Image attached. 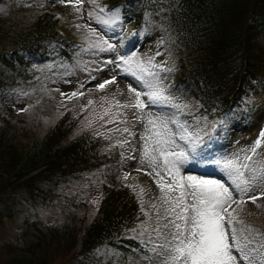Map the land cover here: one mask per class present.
Wrapping results in <instances>:
<instances>
[{"label": "trees", "instance_id": "trees-1", "mask_svg": "<svg viewBox=\"0 0 264 264\" xmlns=\"http://www.w3.org/2000/svg\"><path fill=\"white\" fill-rule=\"evenodd\" d=\"M15 2L0 0V6L10 11L9 16H0V224L23 207L52 204L58 200L60 185L90 175L99 176L102 200L95 217L83 228L86 214L77 217L68 213L54 230L34 215V222L25 218V232L33 235L32 241L13 249L5 264H50L53 254L67 258L62 264H148L142 246L121 238L123 231L135 227L141 199L123 180L119 145L112 137L88 130L73 134L78 118L67 111L39 134L41 140L34 142L35 137L30 136L24 143L17 137V125L24 123L19 114L14 119L1 117L3 105L12 113L10 102L20 90L34 85L35 67L53 65L51 77L56 79L73 72L71 66L79 58L87 59L94 53L70 44L61 34L66 5L60 0H30V7H15ZM50 3L57 12L48 11ZM97 3L109 11L119 10L117 28L126 51L140 50L139 45L136 48L140 40L145 45L159 41L163 52L160 65L172 69L160 72L166 77L163 83L199 119H206L212 127L213 122L238 108L251 121L247 100L264 90V47L258 42L264 30V0ZM8 17L11 20L6 23ZM103 31L107 40L113 38L112 30ZM47 83L40 81L44 99ZM124 115L122 111V118Z\"/></svg>", "mask_w": 264, "mask_h": 264}, {"label": "snow or ice", "instance_id": "snow-or-ice-1", "mask_svg": "<svg viewBox=\"0 0 264 264\" xmlns=\"http://www.w3.org/2000/svg\"><path fill=\"white\" fill-rule=\"evenodd\" d=\"M60 2L71 4L73 0ZM88 2L93 8V11L87 13L88 20L99 25L101 29L112 28L120 21L119 10H106L97 0ZM74 3L83 6V0H74ZM79 10L78 8L77 11ZM88 37H95L94 41L89 40L90 49L95 48L100 52L116 50L95 28H89ZM103 64L114 65L110 71L116 74L99 83L98 89L103 90L106 85L115 83L117 75L130 77L139 85L138 88L131 82L128 83V93L134 99L131 105L124 104L120 107L134 108L136 121L143 125V131L138 137V141L143 142L139 146V163L147 164L150 171L145 174L153 178L159 190L154 197L156 202L151 203L154 214L151 231L162 241L158 245V255L163 258V264L264 262V232L248 226L241 218L248 202L257 209L262 207L257 202L264 198V151L257 153V149L264 144V128L242 157L213 160L204 154L201 133L190 132L191 125L180 119L188 105L175 102L173 95L168 92V87L163 83L166 77H161L160 72H171V68L157 65L153 59L142 61L134 53L118 55L115 59L103 61ZM98 70L103 71V68ZM78 94L82 95L78 92L61 95H67L71 99ZM87 103L91 105L93 101L88 100ZM153 107H171L176 111L153 112ZM108 114L109 110L105 109L100 119L103 120ZM194 119L199 121V118ZM113 122L112 118L106 121ZM90 124L91 121L89 126ZM115 130L135 136L127 126ZM123 143L130 144V141L126 139ZM257 155L261 160L254 164L253 159ZM212 163L224 173L228 184L218 179L189 174L197 164ZM189 165L191 167L187 168ZM186 168V172L182 171ZM127 178L125 174L124 179ZM141 212L149 216L144 210L142 200ZM140 228V235L148 231L144 224H141ZM152 250L155 252L156 247Z\"/></svg>", "mask_w": 264, "mask_h": 264}, {"label": "rangeland", "instance_id": "rangeland-1", "mask_svg": "<svg viewBox=\"0 0 264 264\" xmlns=\"http://www.w3.org/2000/svg\"><path fill=\"white\" fill-rule=\"evenodd\" d=\"M30 0H17L15 2V7L26 6L30 7ZM41 3L45 0H39ZM66 5L64 3H60ZM72 11L73 23L69 24L66 22L65 27L71 31L72 37H78L82 31H88L89 28H95L97 32L104 36V31L96 23L89 21L87 13L93 11L92 6L89 4L88 0H83V6L76 5L74 3L67 4ZM23 8V7H22ZM80 9L77 11V9ZM55 10L52 4H49V10ZM9 8L0 6V16L2 18L9 16ZM11 20L8 17L7 22ZM79 25L80 27H77ZM112 35H116L117 24L112 28ZM65 36L69 32H63ZM88 34L83 33L82 37ZM70 37V34L67 38ZM86 42L89 40L94 41L95 37L85 38ZM115 47V51H104L100 52L93 48V55L89 56L87 59L79 58L75 66H71L73 72L70 74H63L62 76H57L56 79L52 76L51 72L54 70L53 65H46L44 67H35L37 74L34 76V85L28 87L26 90H20L11 102L10 106L13 108L14 113H8L5 110L6 106L1 107V117L8 116L12 119L15 118L17 114L24 121L17 125L18 133L17 137L24 143H28V138L34 136V142L41 140L43 137L40 136L45 133L53 124H55L67 111L71 117L78 118L76 126L73 129V134H80L88 130L94 135H100L102 137H112L114 143L119 145V164L124 167L125 174L128 169L141 168V173H146L150 171L147 164L141 165L139 163L140 154L136 160L133 161V143L130 140V144L123 143L124 140H129L127 133H121L116 131L117 128H124L125 125L121 123L129 115L128 108L133 114L136 110L129 107H120V105L128 104L131 105L134 97L130 96L128 93V83L131 82L134 86L139 88L134 80L130 77H125L122 75H117L115 83L106 85L103 90L98 89L97 85L102 83L105 79H110L112 75L116 74L110 69L114 68V65L109 64L105 66L103 61L108 59H115L118 55H127L134 53L142 61H147L148 59H153L154 63L157 65L162 64L163 52H161V44L158 40L148 44L144 50L140 52H128L124 47V42L121 41V37L117 36L114 39L108 40ZM258 42L264 47V30L262 31ZM159 53V55H158ZM103 68V71L98 69ZM95 77V79H92ZM39 79V80H37ZM40 81H49L51 91L46 93L47 98L44 99L43 93L40 90ZM83 85V87H81ZM108 89V90H107ZM32 91L31 94L27 93ZM34 92L38 93L37 96ZM72 92L82 93V95L77 98L78 103L73 105V107H67L66 100H68L67 95ZM169 92V91H168ZM41 93V94H40ZM170 93V92H169ZM171 94V93H170ZM45 95V94H44ZM79 95V94H78ZM173 95V94H172ZM175 102L185 104L181 98L173 95ZM44 99V100H43ZM142 99H146L142 97ZM88 100H92L93 103L88 105ZM119 102V104H117ZM247 105L250 108V113L252 116L251 123H248L241 113L235 109L231 114L223 117L221 121L215 127L209 125L206 119H199L197 122L195 118H198L195 111L191 107L185 110V114L180 116L182 121H187L191 125L189 129L190 132L199 131L203 137L204 144L201 146L204 154L209 156L213 160H227L234 159L238 156L242 157L245 155V151L250 148L253 142L257 139L260 131L264 128V90H262L258 95L247 100ZM3 109V110H2ZM105 109L109 110V114L104 116L101 120L100 116L104 114ZM24 110V111H22ZM153 112L163 111V112H175L176 110L171 107H164L163 109L153 107L151 109ZM122 111H125V115L122 118ZM148 111V109H145ZM119 113V115H114ZM23 117V118H22ZM110 118L113 119V123H106ZM89 121L91 124L89 126ZM2 124V119L0 118V125ZM174 127V126H173ZM25 128L28 132L25 133ZM139 133L143 131V125H139ZM101 133L103 135H101ZM40 134V135H39ZM33 142V143H34ZM143 142L141 141V144ZM200 149H198L199 151ZM264 151V144H262L260 149H257V153ZM261 158L259 155L255 156L253 163L260 162ZM191 165L187 166L190 168ZM187 168L182 171H187ZM197 176H206L207 178L218 179L226 184L229 183L227 177L221 172L219 167L215 163L212 164H197L196 167L189 173ZM148 182L150 184H155L153 178L146 175ZM133 182L128 184L131 189L138 193L140 199L143 201L145 212L149 213V216H145L141 209L137 211V226L132 230L131 235L135 240L142 243L145 250V256L148 259V264H163V258L158 255L160 249L158 247L161 240H158L155 233L151 231L154 225V214L151 208V203H155L153 197L152 200L147 201L144 189L142 187L141 179H132ZM99 182V176H87L82 179L72 180L65 185H60L56 190L58 194V200L52 202L48 206H38L31 209V207H23V210L16 215H12L10 220L3 219L2 224H0V264H5L8 258L13 254V249L19 246H25L32 241L33 235L30 232H25L24 220L27 219L28 222H34V217H37L41 224L52 227L51 229H56L64 223L65 217L68 213H74L76 216L81 217L82 215H87L86 222H82L84 226H87L92 218L95 217V213L98 210L101 198L102 189ZM143 189V192H141ZM59 201V202H58ZM257 203L261 204L262 207L257 209L251 202L246 205L245 211L241 214V218L244 222L253 228L260 229L264 232V198L259 200ZM83 212H78L77 210L83 209ZM142 215V219L139 220ZM144 224L148 231L143 235H140L141 228L140 225ZM78 230V225L76 226ZM151 233V235H149ZM81 234V233H80ZM156 247L154 252L152 249ZM255 254V253H254ZM53 258L50 264H62L67 258L64 255H51ZM259 259V258H258ZM264 264V262H261Z\"/></svg>", "mask_w": 264, "mask_h": 264}]
</instances>
